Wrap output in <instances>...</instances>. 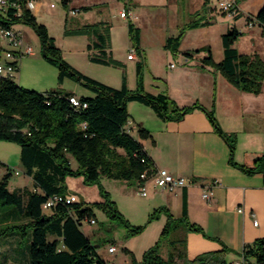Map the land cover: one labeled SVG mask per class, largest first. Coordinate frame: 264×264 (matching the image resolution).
<instances>
[{
  "label": "trees",
  "instance_id": "1",
  "mask_svg": "<svg viewBox=\"0 0 264 264\" xmlns=\"http://www.w3.org/2000/svg\"><path fill=\"white\" fill-rule=\"evenodd\" d=\"M66 5L70 0H62ZM239 0H236L238 5ZM86 9L89 8L85 7ZM227 14L228 12H224ZM242 14H236L239 18ZM200 16V14H198ZM251 20V18H249ZM263 27L264 4L255 16ZM23 21L32 24L37 30L45 57L58 64L59 81L67 76L75 77L81 83L92 88L94 96L79 97L87 106H74L70 96L74 92L57 88L38 92L24 88L18 82L4 80L0 82V140L13 141L21 147V162L26 174L33 179V186L11 189L9 180L12 168H8L0 182V206L16 205L29 217L30 221L11 224L0 229V236L9 234L8 230L17 228L26 233V226L33 229L29 247V264H109L101 257L97 246L92 243L82 229L85 219L91 220L93 212L84 207L83 202L56 205L50 212L44 209L47 200L60 193H69L66 178L70 174H83L87 183L98 182L103 176L115 179L136 181L141 186L145 172L152 175L157 169L143 143L127 128L130 120L128 102L139 101L150 106L164 121H180L188 113L200 109L206 113L215 131L230 147V162L248 172L264 173V154L258 156L252 166L235 161L238 137L236 132L225 131L220 124L215 106L209 109L200 102L188 106H179L167 92L153 94L144 84L146 57L140 48L141 29L133 20H129V33L140 60L137 63L138 86L130 89L126 79L120 88L98 81L75 69L62 56L61 48L49 34L45 24L39 23L34 13L24 12ZM210 23L203 17L192 20L187 26L197 27ZM107 22L87 23L82 27L67 30L66 33L87 34L95 37L88 44L90 60L121 66L124 63L116 59L111 51V30ZM184 30L176 36H169L165 47L174 56L180 52ZM243 31L233 26L222 36L224 56L220 62L214 60L211 49L202 58V67L211 66L220 72L242 91L260 93L264 83V57L260 54L241 53L235 46ZM201 50H197L200 52ZM187 58L193 53L185 52ZM140 135L148 137L150 132L140 128ZM71 156L79 162L75 171L71 166ZM105 201L101 203L109 217L119 225L128 228V235L138 233L142 227L132 224L120 212L111 195L102 190ZM162 211L167 214V222L157 243L147 250L142 260L131 264H233L228 261L225 245L221 250L208 251L189 258L187 255V237L171 239L174 231L183 229L185 233L200 232L209 237L204 228L192 222L188 215V196L183 193L182 215L175 217L167 206H161L151 214V219ZM9 221V220H8ZM14 221V218H13ZM49 235L53 239H49ZM169 245L168 256L163 255V247ZM180 247L183 250H180ZM246 264H256L264 260V237L257 238L244 247ZM179 259H182L181 263Z\"/></svg>",
  "mask_w": 264,
  "mask_h": 264
},
{
  "label": "rangeland",
  "instance_id": "2",
  "mask_svg": "<svg viewBox=\"0 0 264 264\" xmlns=\"http://www.w3.org/2000/svg\"><path fill=\"white\" fill-rule=\"evenodd\" d=\"M222 1L225 0H70L65 5L62 0H40L34 15L39 23L47 26L49 34L55 38L57 46L61 48L62 56L72 67L117 88H120L123 80L126 79L128 87L136 89L137 63L140 57L135 60L128 58L130 52H136L129 33L130 19L141 29L139 46L147 57L148 70L149 67H153L156 71L166 72L170 70L171 62L180 61L181 58L186 57L185 52L188 51L195 56L193 61L202 64V58L207 56L208 50L211 49L214 60L220 62L224 56L222 36L235 26L236 21L238 29L244 31V34L236 41L235 46L241 51L264 55V37L259 33V25L249 28L246 24V20L257 22L255 16L264 4V0H239L243 9L248 12L242 13L237 5L233 15L224 13L226 9L220 7ZM88 6L89 8L86 9L85 7ZM128 6L134 9L133 18L121 16V12L128 9ZM236 14L242 15L235 18ZM198 17H203L210 23L197 27L187 26ZM99 21L109 23L111 51L116 59L124 63L123 65H106L91 61L90 53L98 50L90 51L88 44L94 41L95 37L66 33L67 30ZM21 28L32 43L34 52L21 60L18 78L20 86L38 92L62 88L65 91H73L78 97L95 95L92 88L75 77L67 76L63 82H60L59 66L45 57L35 27L30 23H23ZM181 30H184V34L178 57V55L174 56L165 44L169 36H176ZM199 49L201 51L197 52ZM223 80L225 84L219 83L221 93L224 92V97L229 96V103H234L238 109L236 113H231L228 112L226 105L219 104L220 110L219 113L216 112V116L223 128H252V131L264 134V113L246 110L242 91L231 86L225 78ZM128 110L130 120L127 128H157L168 124L167 121L159 118L150 106L139 101L128 102ZM188 119L184 124L191 125L193 118ZM172 124L171 128L176 126V123ZM242 149H247V146L241 145L239 152ZM71 166L75 171L79 169V162L74 156H71ZM10 167L13 169L9 180L11 189L32 184L33 180L26 174L21 162L20 145L13 141L0 140V182L9 172ZM15 170H19L20 173L17 174ZM66 186L69 193L75 194L80 203L83 202L84 207L91 208L96 222L91 223L85 219L82 229L109 264H131L135 260L140 261L144 253L159 240L167 222L166 219L163 224L162 220L165 216L167 218V214L162 211L159 216L151 219V214L162 205L155 206L152 204L154 202H150L153 193L150 185L146 184L148 195L144 196L142 187L134 180L103 176L98 182L87 183L83 174L76 173L67 176ZM103 189L111 195L120 212L132 226L142 227L138 233L128 235L127 227L119 225L109 217L101 206L105 201ZM6 220L9 221L3 223ZM29 221V217H26L18 206H0V229L7 225ZM8 231L9 234L0 236V264H19L14 260V255L21 254V249L29 253L33 229L31 226H26L25 234L19 228ZM182 235L181 231H174L171 239H177ZM49 239H53V236L49 235ZM111 243L117 246L114 253L109 250ZM169 249V245L163 247L165 257L168 256ZM180 250L183 248L180 247ZM227 260L231 262L232 256H227ZM179 261L183 262L182 259ZM22 264H29V257L27 260L22 259Z\"/></svg>",
  "mask_w": 264,
  "mask_h": 264
},
{
  "label": "crops",
  "instance_id": "3",
  "mask_svg": "<svg viewBox=\"0 0 264 264\" xmlns=\"http://www.w3.org/2000/svg\"><path fill=\"white\" fill-rule=\"evenodd\" d=\"M238 6L242 13L248 12L239 2ZM246 24L249 28L258 24L259 33L264 37L263 27L258 22L246 20ZM235 26L237 27V21ZM238 50L245 54L257 53L241 51L239 48ZM136 55L138 58L137 53ZM193 59L195 56L181 58L176 63L171 62L170 70L161 72L153 67L146 69V57V90L153 94L167 92L179 106L200 102L209 109L215 106L216 112L219 113V104L222 103L226 105L228 112L236 113L237 107L234 103H229V96L224 97L219 83L225 84V78L231 86L240 89L219 70L208 65L202 67L200 62ZM172 63L175 64L174 67L171 66ZM242 95L246 110L264 113V83L260 93L242 91ZM204 113L195 109L180 121H167L168 124L157 128H146L150 132L148 137L140 135V128L128 129L143 143L157 169L164 168L175 176H186L193 180L191 185L174 191L156 187L152 180L146 182L153 190L150 202H154L152 204L155 206H167L175 217L182 215L183 193L187 192L189 218L201 225L209 236L194 231L185 233L183 229H179L182 237H187L188 257L195 258L204 252L221 250L226 245L229 249L226 258L230 255L235 260L236 257L242 256L246 244L264 237V173H251L233 165L230 162V147L227 141L215 131ZM189 117L193 118L192 124H184ZM172 123H176L173 128L170 127ZM223 129L229 133H237L236 162L252 166L255 159L264 154V134L252 131V128ZM241 145L247 146V149L239 152ZM32 186L33 182L29 187ZM207 188L212 192L210 199L203 197ZM240 207L244 208V211H239ZM166 219L165 216L163 224ZM254 220H258V225L254 224ZM5 222L8 220L3 221ZM98 252L104 259L99 250ZM27 258V252L22 249L21 254L14 255V260L19 264H22V259Z\"/></svg>",
  "mask_w": 264,
  "mask_h": 264
},
{
  "label": "built area",
  "instance_id": "4",
  "mask_svg": "<svg viewBox=\"0 0 264 264\" xmlns=\"http://www.w3.org/2000/svg\"><path fill=\"white\" fill-rule=\"evenodd\" d=\"M39 2L40 0H0V82L4 80L18 81L21 60L24 56L34 52L33 45L27 39L26 32L21 28V24L26 23L22 20L24 12L34 13ZM220 7L226 9L225 12H228V14L233 15L237 7L236 0L222 1ZM134 14L135 12L131 7L121 12V16L124 18H133ZM128 57L129 59L136 58V52H130ZM171 66L174 67L175 64L172 63ZM69 99L76 107H80L81 105L87 106V103H83L77 95H71ZM15 171L17 174L20 173L19 170ZM141 177L145 179V182L141 184L143 195L148 194L146 182L149 180H152L156 187L168 191L187 187L193 183L191 178L186 176H175L164 168L156 169L152 175H148V173L145 172ZM211 195L212 192L209 188L204 190V198L210 199ZM78 201V197L73 193L55 194L44 204V209L51 210L56 205L72 204ZM239 211H244V208L240 207ZM88 221L94 223L96 219L92 218ZM254 224L258 225V220H254ZM109 250L111 253H114L117 250L116 245L112 244ZM233 261V264H246L247 261L244 257V250L242 256ZM256 264H264V260Z\"/></svg>",
  "mask_w": 264,
  "mask_h": 264
},
{
  "label": "bare ground",
  "instance_id": "5",
  "mask_svg": "<svg viewBox=\"0 0 264 264\" xmlns=\"http://www.w3.org/2000/svg\"><path fill=\"white\" fill-rule=\"evenodd\" d=\"M15 82H18V81H15Z\"/></svg>",
  "mask_w": 264,
  "mask_h": 264
}]
</instances>
